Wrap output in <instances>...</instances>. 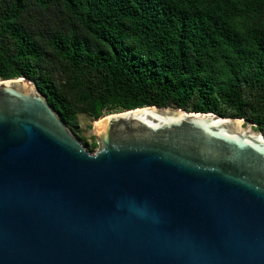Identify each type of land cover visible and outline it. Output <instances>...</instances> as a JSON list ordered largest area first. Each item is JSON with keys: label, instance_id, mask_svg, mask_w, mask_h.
I'll return each mask as SVG.
<instances>
[{"label": "water", "instance_id": "95a60500", "mask_svg": "<svg viewBox=\"0 0 264 264\" xmlns=\"http://www.w3.org/2000/svg\"><path fill=\"white\" fill-rule=\"evenodd\" d=\"M89 153L35 85L0 80V264H264V135L157 106Z\"/></svg>", "mask_w": 264, "mask_h": 264}, {"label": "trees", "instance_id": "16d2710c", "mask_svg": "<svg viewBox=\"0 0 264 264\" xmlns=\"http://www.w3.org/2000/svg\"><path fill=\"white\" fill-rule=\"evenodd\" d=\"M20 77L74 136L153 106L264 135V0H0V80Z\"/></svg>", "mask_w": 264, "mask_h": 264}, {"label": "rangeland", "instance_id": "374dc122", "mask_svg": "<svg viewBox=\"0 0 264 264\" xmlns=\"http://www.w3.org/2000/svg\"><path fill=\"white\" fill-rule=\"evenodd\" d=\"M95 122H96L95 120H92L90 117L86 115H79L77 117L78 134L75 136L73 135V137L79 141V143L85 148V150L88 149V147L84 145L85 142L88 144L96 142L95 140L92 139L93 127ZM96 151L97 149L91 154H94Z\"/></svg>", "mask_w": 264, "mask_h": 264}]
</instances>
